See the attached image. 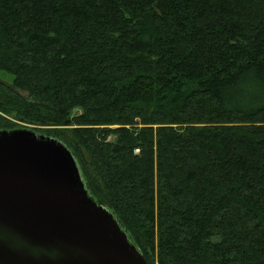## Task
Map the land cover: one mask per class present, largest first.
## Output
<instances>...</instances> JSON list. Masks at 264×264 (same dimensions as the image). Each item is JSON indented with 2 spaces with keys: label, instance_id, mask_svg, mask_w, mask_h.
I'll use <instances>...</instances> for the list:
<instances>
[{
  "label": "trees",
  "instance_id": "16d2710c",
  "mask_svg": "<svg viewBox=\"0 0 264 264\" xmlns=\"http://www.w3.org/2000/svg\"><path fill=\"white\" fill-rule=\"evenodd\" d=\"M23 124L148 264H264V0H0V131Z\"/></svg>",
  "mask_w": 264,
  "mask_h": 264
},
{
  "label": "water",
  "instance_id": "95a60500",
  "mask_svg": "<svg viewBox=\"0 0 264 264\" xmlns=\"http://www.w3.org/2000/svg\"><path fill=\"white\" fill-rule=\"evenodd\" d=\"M0 264H148L94 201L69 148L50 135L0 131Z\"/></svg>",
  "mask_w": 264,
  "mask_h": 264
},
{
  "label": "rangeland",
  "instance_id": "374dc122",
  "mask_svg": "<svg viewBox=\"0 0 264 264\" xmlns=\"http://www.w3.org/2000/svg\"><path fill=\"white\" fill-rule=\"evenodd\" d=\"M7 78V77H6ZM8 80H10V81H12V78L11 77H9V78H7ZM6 79V80H7ZM14 122H16V123H20L19 121H14ZM24 125V127H21V128H26V129H30V130H34V131H36L38 134H43V135H48L47 133H44V131H43V129H37V128H31L29 125H26V124H23ZM21 128H17V127H14L12 130H16V129H21ZM70 150V149H69ZM71 151V150H70ZM72 152V151H71ZM87 189V188H86Z\"/></svg>",
  "mask_w": 264,
  "mask_h": 264
}]
</instances>
